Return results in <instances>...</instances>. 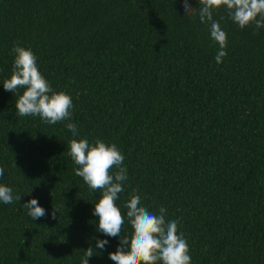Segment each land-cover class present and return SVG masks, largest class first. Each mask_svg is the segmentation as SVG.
Here are the masks:
<instances>
[{"label": "trees", "instance_id": "obj_1", "mask_svg": "<svg viewBox=\"0 0 264 264\" xmlns=\"http://www.w3.org/2000/svg\"><path fill=\"white\" fill-rule=\"evenodd\" d=\"M199 8L198 0H188ZM222 62L208 24L184 0H0V264H80L89 246L108 258L119 238L97 231L91 191L68 155L71 139L115 143L128 179L116 201L139 194L167 209L191 264H264V28L240 29L221 8ZM30 48L53 91L73 101L78 135L62 121L20 117L10 93L12 48ZM46 210L32 220L22 205ZM54 212L55 218L52 213ZM97 239L109 241L105 250Z\"/></svg>", "mask_w": 264, "mask_h": 264}, {"label": "clouds", "instance_id": "obj_2", "mask_svg": "<svg viewBox=\"0 0 264 264\" xmlns=\"http://www.w3.org/2000/svg\"><path fill=\"white\" fill-rule=\"evenodd\" d=\"M174 3V0H168ZM199 8L194 9L188 0H184L186 14H195L201 24H208L210 37L218 44L216 63L222 62L227 52V33L222 30L214 13L224 8L231 21L240 29L254 25L264 28V0H198ZM13 63L10 78L3 81V88L10 93L23 89L15 101L20 117H39L42 122L54 125L69 121L65 127L73 137L78 135L75 123L70 122L73 115V101L63 91H53L49 81L42 75L37 65V57L30 48L14 45ZM68 155L77 166L75 175L82 178L91 191L99 190L101 196L94 204L93 215L98 218L97 231L110 238H119L115 252H109L108 258L114 264H191L188 241L179 232V221L166 219L167 209L161 206L158 214L149 211L142 203L139 194H133L126 202V217L131 233L124 227L122 215L116 201L124 191L123 184L128 179L127 169L123 166L124 155L115 143L108 144L101 139L90 143L87 138L71 139ZM4 169L0 167V177ZM21 196L14 195L13 189L0 184V202L12 204L20 201ZM32 219H40L46 210L33 198L22 205ZM55 218L54 212L52 213ZM109 241L97 239L96 248L105 250ZM80 264H88L89 258L99 255L89 246L83 251Z\"/></svg>", "mask_w": 264, "mask_h": 264}]
</instances>
